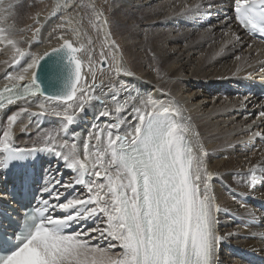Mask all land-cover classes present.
Wrapping results in <instances>:
<instances>
[{
  "label": "bare ground",
  "instance_id": "1",
  "mask_svg": "<svg viewBox=\"0 0 264 264\" xmlns=\"http://www.w3.org/2000/svg\"><path fill=\"white\" fill-rule=\"evenodd\" d=\"M87 3L91 8V24L101 28L105 42L102 49L97 46L101 50L94 46L100 37L85 22ZM9 4L13 6V15L7 24L0 23V27L12 25L10 38L18 44L11 47L0 43V88L11 83L7 79L9 74L24 73L33 58L59 46L61 36L73 40L78 48L84 46L79 52L82 74L92 86L94 73L95 85L99 87L86 91L91 99L84 101L83 112L76 103L64 105L39 95L2 107L0 165L5 154L2 147L5 131H10L13 148L43 147L46 141L52 140V146L62 154L76 153L84 158L86 144L95 153L96 141L90 134L95 135L97 129L120 121L121 131H127L126 124L135 123L133 104L141 107L146 99H152L178 107L177 119L187 126L193 143L207 151L205 163L214 177L210 181L211 192L221 209L217 213V235L223 237L217 244L215 264H246L241 258L246 254L264 257V211L257 208L264 204V118L259 115L264 112V100L248 91L249 86L257 87L258 81H264V45L249 38L236 24L233 0H115L113 18L132 29L122 38V46L98 0H48L46 12L35 17L37 20H31L34 11L29 9L26 0H3L5 8ZM138 5H146L144 14L152 20L154 29H157L154 25L163 26L161 30L144 34L143 27L130 21L127 11H135ZM186 23L190 25L188 31L205 28L203 34L213 42L214 49L210 45L211 49L204 52L202 40L198 38L182 45L188 34L177 27ZM148 46L153 49V58L147 57ZM105 47L114 55L113 71H100L97 67L96 53L105 57L102 51ZM117 60L123 65L119 74L115 73ZM158 67L157 75L154 70ZM30 76L29 71L25 81ZM118 104L125 105L120 113L115 111ZM66 108L75 117L69 125L63 117L54 115L55 111L63 112ZM17 112L21 115L9 129L7 117ZM52 132L55 136L51 138ZM104 143L106 140L101 137V144ZM42 154L48 187L56 179L67 182L77 178L60 158L52 153ZM253 173L257 178L254 187L248 184ZM90 175V172L86 174L85 179ZM3 191L0 175V197L5 198ZM77 194L85 196L86 188L77 185L70 189L69 198ZM96 223L99 220L83 222L76 230L95 227ZM109 242L107 238L92 241L101 247H107ZM230 246L241 257L229 253ZM121 251L117 246L114 253Z\"/></svg>",
  "mask_w": 264,
  "mask_h": 264
},
{
  "label": "snow or ice",
  "instance_id": "2",
  "mask_svg": "<svg viewBox=\"0 0 264 264\" xmlns=\"http://www.w3.org/2000/svg\"><path fill=\"white\" fill-rule=\"evenodd\" d=\"M233 2L234 18L255 30L256 14L250 0ZM12 7L5 8L0 0V23L7 24ZM260 19L264 21V15ZM12 30V25L0 27V43L18 44L10 38ZM260 32L264 33V27ZM60 39L58 47L33 58L24 73L7 76L11 83L0 89V107L39 95L64 105L76 103L83 112L84 101L91 99L86 91L99 85H95L94 73L92 86L82 75L77 53L84 46L75 47L73 40L63 36ZM16 51L19 54L18 48ZM116 64L115 73L119 74L123 65L119 60ZM29 71L31 76L25 81ZM42 76L58 81L60 87L48 93ZM124 108L118 104L115 111L120 113ZM132 109L135 123H127V131H121L122 122L117 121L90 134L96 141L95 153L86 144L84 158L76 153L62 154L52 146V140L43 147L13 148L10 131L3 133L2 147L7 153L3 163L20 169L14 195L27 200L25 206L35 198L28 172L33 165L27 162L37 153L60 158L77 178L67 182L56 179L51 187H44L49 199L41 201L42 208L21 214L23 224L10 216L0 217V253H4L0 254V264H215L217 244L223 237L217 235L221 209L211 192L214 177L205 163L207 151L189 138L187 126L177 119L178 107L146 99L143 106L133 104ZM20 115L17 112L7 117L9 129ZM54 115L63 117L66 125L75 119L67 108ZM259 115L264 118V112ZM101 137L106 143L101 144ZM256 182L253 173L248 184L254 187ZM77 185L86 188V195L69 198L66 193ZM89 220L99 223L92 228H73ZM97 238L110 242L101 247L92 243ZM117 246L122 249L119 254L114 253Z\"/></svg>",
  "mask_w": 264,
  "mask_h": 264
},
{
  "label": "rangeland",
  "instance_id": "3",
  "mask_svg": "<svg viewBox=\"0 0 264 264\" xmlns=\"http://www.w3.org/2000/svg\"><path fill=\"white\" fill-rule=\"evenodd\" d=\"M27 1V3H28V7H29V9H33L32 11H34V15L33 14H31L30 15V17H31V20H34L35 19V17H37V18H39L40 17V15H41V12L43 13V12H46V9H47V7H48V0H26ZM114 1L115 0H98V2H99V4L104 8V10H105V12H106V15H107V17H109L110 19H111V22H112V24H113V32H114V34H115V37H116V39L117 40H119V42H120V44H121V46L123 45L122 44V38L124 37V35H125V33L126 34H128V33H131V31H132V29H130L129 27H126L125 26V24L123 23H120V20L119 21H116L118 18H116V20L113 18L114 17V11L113 10H115V5H114ZM146 5H138V6H136V8H134V10L135 11H133L132 9L131 10H129V12L127 11V13H126V11H125V13L128 15V16H131V22L133 23V24H138L137 26H141V27H143V28H141V29H143V32H144V34L145 33H148V34H153V33H155V31H157L158 29H162V27L163 26H156V25H154V27H156L157 29H154L153 28V25H152V20L149 18V16L147 17L146 16V14H144V7H145ZM86 10H88L87 12V17H86V19H85V22L86 23H88L90 26H92L91 28H92V30H93V32H94V34H96V37H100V38H97V40H96V42H98V43H95L94 44V46H95V48L96 49H98L99 47H97V46H101L100 48L102 49V47H104V44H105V42H104V39H102V37H101V28L99 27L100 25H98V24H94L93 22H92V24H91V22H90V19H89V16H91V8H90V6H89V4L87 3L86 5H85V7H84ZM90 8V9H89ZM35 9V10H34ZM124 11V10H123ZM122 11V12H123ZM90 12V13H89ZM137 13V14H136ZM73 14H75V12L73 13ZM72 14V15H73ZM37 18L35 19V20H37ZM145 18V19H144ZM147 20V21H146ZM133 21H135V22H133ZM146 21V22H145ZM36 22V21H35ZM117 22H119V23H117ZM149 22V23H148ZM139 23H141V24H139ZM94 25H96V26H94ZM98 26V27H97ZM146 26V27H145ZM148 26V27H147ZM183 28H182V27ZM181 26H179V27H177L178 29H180L181 28V30L184 32L185 31V33H187L188 35H185L186 37L183 39V41L181 42L182 43V45H187L189 42H191L192 40H194V38L195 39H199V40H202V46H201V48H202V50L204 51V52H206L207 50L209 51L210 49H211V46L210 45H212V48L214 49V45L212 44L213 42L212 41H210V40H208V38H207V35L206 34H203L204 33V30H205V28H200L199 30H197L196 32L195 31H193V30H191V31H188V29L190 28L189 26V24L188 23H186V24H182ZM187 27V28H186ZM202 27V26H201ZM132 28V27H131ZM150 28V29H149ZM147 29V30H146ZM202 29H204V30H202ZM202 30V31H201ZM180 31V30H179ZM200 31V32H199ZM122 34V35H121ZM160 35V34H159ZM205 35H206V37H205ZM161 36V35H160ZM200 37V38H199ZM152 38H155V36L153 35L152 36ZM98 39H100V41H98ZM192 39V40H191ZM205 41V42H204ZM104 43V44H103ZM204 43V44H203ZM100 44V45H99ZM150 44V43H149ZM204 45V46H203ZM99 48V49H100ZM100 49V50H101ZM104 49H105V51H104ZM102 51H103V53L106 55L105 57H102L99 53H98V51H97V53H96V57L98 58V61H97V67H98V69L100 70V71H113L114 70V67H113V62H114V55L111 53V51L109 50V49H107L106 47L104 48ZM145 52H147L146 54L148 55L147 57H151L152 56V58L155 56L154 55V53H153V49H152V47L151 46H148L147 47V49H146V51ZM108 53V54H107ZM150 55V56H149ZM101 56V57H100ZM106 59L108 62H109V66H108V68H102L101 67V62H102V60L103 59ZM100 59V60H99ZM128 59V58H127ZM155 74H159V72L158 71H160V68L158 67V68H155ZM256 116V115H255ZM54 132V131H53ZM52 132V133H53ZM55 135H54V133H53V135L51 136V138L52 137H54ZM93 244H95V243H93ZM104 247V246H103Z\"/></svg>",
  "mask_w": 264,
  "mask_h": 264
},
{
  "label": "water",
  "instance_id": "4",
  "mask_svg": "<svg viewBox=\"0 0 264 264\" xmlns=\"http://www.w3.org/2000/svg\"><path fill=\"white\" fill-rule=\"evenodd\" d=\"M75 46V45H74ZM58 47V46H57ZM76 47V46H75ZM55 48V47H54ZM51 50H49L48 52H50ZM77 57H78V53H77ZM108 61L106 59L102 60L101 63V67L102 68H107L108 67ZM42 81H43V86L47 89L48 93H52L55 89L60 87V84L58 81L55 80H49L46 79L42 76Z\"/></svg>",
  "mask_w": 264,
  "mask_h": 264
}]
</instances>
